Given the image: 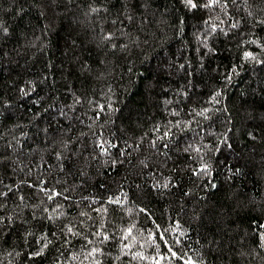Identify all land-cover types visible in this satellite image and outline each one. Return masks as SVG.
I'll use <instances>...</instances> for the list:
<instances>
[{"label": "trees", "instance_id": "16d2710c", "mask_svg": "<svg viewBox=\"0 0 264 264\" xmlns=\"http://www.w3.org/2000/svg\"><path fill=\"white\" fill-rule=\"evenodd\" d=\"M0 264H264V0H0Z\"/></svg>", "mask_w": 264, "mask_h": 264}, {"label": "snow or ice", "instance_id": "6c2138e0", "mask_svg": "<svg viewBox=\"0 0 264 264\" xmlns=\"http://www.w3.org/2000/svg\"><path fill=\"white\" fill-rule=\"evenodd\" d=\"M187 3L192 4V0H187ZM192 6L195 7V5Z\"/></svg>", "mask_w": 264, "mask_h": 264}]
</instances>
